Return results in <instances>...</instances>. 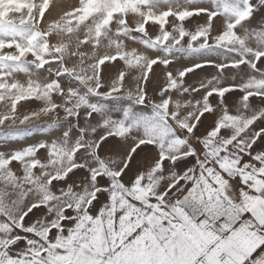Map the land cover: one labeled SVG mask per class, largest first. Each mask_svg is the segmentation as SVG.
I'll return each instance as SVG.
<instances>
[{
  "label": "rangeland",
  "instance_id": "obj_1",
  "mask_svg": "<svg viewBox=\"0 0 264 264\" xmlns=\"http://www.w3.org/2000/svg\"><path fill=\"white\" fill-rule=\"evenodd\" d=\"M256 137L264 0H0L5 264L148 260L163 204Z\"/></svg>",
  "mask_w": 264,
  "mask_h": 264
},
{
  "label": "snow or ice",
  "instance_id": "obj_2",
  "mask_svg": "<svg viewBox=\"0 0 264 264\" xmlns=\"http://www.w3.org/2000/svg\"><path fill=\"white\" fill-rule=\"evenodd\" d=\"M105 144H108L109 147L112 146L107 140ZM147 151L149 150L139 149L137 155ZM261 162H264V155L259 156L258 163ZM191 183L194 181L190 182L189 188ZM240 183L248 192L255 194V191L249 189L242 179ZM137 203L139 204V202ZM236 204L238 207H235L234 214L230 215L227 211L223 215L216 214L208 210L206 205L194 199L189 189H185L183 195L178 196L174 201H169L168 207L165 208V211L171 213V219L152 228V231L157 234L160 248L149 246L148 251L151 253V257L148 260L132 261L130 264H264V217L258 218L252 210L241 211L243 197ZM149 211L152 209L149 208ZM101 212H97L96 215H100ZM185 214H187V218ZM117 219H119V215ZM193 223L195 228L192 227ZM175 224L183 225L181 232L188 231L193 238H182L181 233L176 232ZM146 227H148L147 224L138 228L125 243L130 244ZM197 229H199V233L196 231ZM73 230L70 228L69 232ZM200 233L211 234L214 239L210 238V241H205ZM240 233H247L251 237V242L248 245L241 246L238 242ZM50 243H54V241H50ZM145 243L148 244L147 241ZM160 249H163L165 258H160L158 255ZM120 250L119 247L114 250L110 248L100 260V264H126L123 260L113 259ZM88 254L91 255V253ZM0 264H5L3 258H0ZM33 264H51V261L42 254L40 259L34 261Z\"/></svg>",
  "mask_w": 264,
  "mask_h": 264
},
{
  "label": "crops",
  "instance_id": "obj_3",
  "mask_svg": "<svg viewBox=\"0 0 264 264\" xmlns=\"http://www.w3.org/2000/svg\"><path fill=\"white\" fill-rule=\"evenodd\" d=\"M261 141L260 139L257 142L256 137L253 140V146L250 148L244 147L245 149L242 147V151L237 153L234 159H231L232 162L225 164L220 161L217 164H210V167L205 169V175L202 176L200 174L198 176V174H195L193 180L190 181H194V183H191V187L189 188V191L192 193H201V195H196L195 199L206 205L208 210L216 214L223 215L224 212L227 211L232 215L234 214L235 207H238L236 202L243 197V208L240 209L241 211L244 209L252 210L257 214L258 218L264 217V195H262V193H264V178H262L264 177V162L258 163L259 156L264 155V142L262 143ZM241 179L249 189L255 191V194H251L242 187L240 183ZM225 202H227V204H225ZM163 205L164 209L168 207V204ZM165 215L166 216L162 218L163 221L171 219L170 212H168V214L166 212ZM185 216L187 218V214H185ZM174 226L176 232L181 233L182 238H193L189 235L188 231L181 232L183 225L175 224ZM192 227L195 228L194 223ZM196 231L199 233V229ZM173 235H175V233H173ZM200 235L205 241H210V238L214 239V237H211V234L205 235L200 233ZM238 242L241 246H246L251 242V237L247 233H240ZM147 255L149 258L151 257L149 251ZM158 255L160 258H165L163 256V249H160ZM130 256L132 257V254ZM127 257L128 256L125 255L123 260L126 264L138 260L137 256L134 260ZM142 258H145V256Z\"/></svg>",
  "mask_w": 264,
  "mask_h": 264
}]
</instances>
